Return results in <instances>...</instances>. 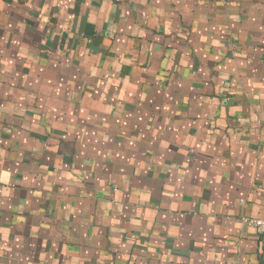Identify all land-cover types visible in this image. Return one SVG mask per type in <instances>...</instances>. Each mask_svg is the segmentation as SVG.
Here are the masks:
<instances>
[{"label":"crops","instance_id":"0c3cea01","mask_svg":"<svg viewBox=\"0 0 264 264\" xmlns=\"http://www.w3.org/2000/svg\"><path fill=\"white\" fill-rule=\"evenodd\" d=\"M264 0H0V264H264Z\"/></svg>","mask_w":264,"mask_h":264},{"label":"built area","instance_id":"2783aa9c","mask_svg":"<svg viewBox=\"0 0 264 264\" xmlns=\"http://www.w3.org/2000/svg\"><path fill=\"white\" fill-rule=\"evenodd\" d=\"M246 222L253 225L257 231L260 233L263 242V252H264V217L261 218H247Z\"/></svg>","mask_w":264,"mask_h":264}]
</instances>
